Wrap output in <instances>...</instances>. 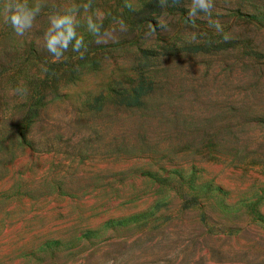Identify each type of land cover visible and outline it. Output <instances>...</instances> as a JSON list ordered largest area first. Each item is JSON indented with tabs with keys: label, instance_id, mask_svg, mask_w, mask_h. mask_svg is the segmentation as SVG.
Masks as SVG:
<instances>
[{
	"label": "rangeland",
	"instance_id": "374dc122",
	"mask_svg": "<svg viewBox=\"0 0 264 264\" xmlns=\"http://www.w3.org/2000/svg\"><path fill=\"white\" fill-rule=\"evenodd\" d=\"M27 2L24 36L0 15V106L55 77L28 132L55 144L0 163V264H264V0H213L223 32L191 0H91L147 18L110 20L82 58L45 54L43 33L88 0Z\"/></svg>",
	"mask_w": 264,
	"mask_h": 264
},
{
	"label": "clouds",
	"instance_id": "9594fccd",
	"mask_svg": "<svg viewBox=\"0 0 264 264\" xmlns=\"http://www.w3.org/2000/svg\"><path fill=\"white\" fill-rule=\"evenodd\" d=\"M158 4L162 8L166 7L168 0H158ZM125 7L135 10L131 0H125ZM186 8L189 19L203 14L217 32H223L219 21L212 19L213 0H191V3L186 5ZM40 12L41 6L38 4L29 6L27 0H3L2 5H0V15H2L5 23L10 24L17 36H24L32 29ZM104 19L105 13L101 9H93L91 0H88L87 3L74 4L63 11L51 12L48 15V26L43 33L46 50L54 58H60L68 51L69 45H71L72 51L80 53L82 58L83 52H81V49L84 48L86 50V46L83 35L78 34L77 31L81 20L86 25L87 31L97 37L96 42L101 43L102 41L99 37ZM156 21L155 25L149 24L152 31H155L157 27L167 30L168 25L161 17H156ZM223 39L228 41L230 37L224 35ZM14 91L23 95L26 94L27 90L22 86H18Z\"/></svg>",
	"mask_w": 264,
	"mask_h": 264
},
{
	"label": "trees",
	"instance_id": "16d2710c",
	"mask_svg": "<svg viewBox=\"0 0 264 264\" xmlns=\"http://www.w3.org/2000/svg\"><path fill=\"white\" fill-rule=\"evenodd\" d=\"M147 4L149 5L150 2ZM142 10H145V8L142 7ZM115 15L117 16L115 17ZM133 15L134 14H127L125 12H115L113 17L109 15L105 16L103 25H106L110 20L117 18L119 19V23L125 25L126 28L130 27L132 29V27L135 26L136 23L140 24L147 18V15L143 17L137 16V18H133ZM255 15L263 19L261 13H256ZM80 35H83L86 46V50L84 48L81 49L82 52L88 54L97 47L98 43L95 39L96 36H93L88 31ZM133 36H135V33L132 35V37ZM71 50L72 46L69 45V49L67 52L69 53ZM44 53L47 54L46 49H44ZM17 56L18 55L16 53L13 54L10 60L17 58ZM24 79L25 81H23L22 83L23 86L29 85L31 86V88L35 89V92L29 94L28 97H26V99H24L23 101L19 96L18 99L15 100L14 104L10 107L0 106V150H2L0 151V163L6 158L10 159L14 157L21 145H30L35 146L36 148H49L48 146H53L55 144L53 142L54 139L50 140V137L47 136V134L44 135L40 133L36 137H33L32 133H28L35 122L38 121L42 96L45 94L44 91L46 90V88L51 87L52 85L55 86V77H49L48 79L41 80L39 82H36V80H33L31 77H24ZM4 85L5 84H3L2 87ZM107 99L114 100L115 96L110 92ZM119 101L125 103L129 102L127 97L125 96H121ZM23 106H25V111L20 110ZM7 139L8 144L4 146L3 144Z\"/></svg>",
	"mask_w": 264,
	"mask_h": 264
}]
</instances>
